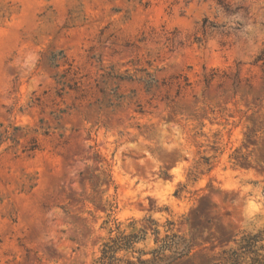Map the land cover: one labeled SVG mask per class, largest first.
I'll use <instances>...</instances> for the list:
<instances>
[{"label":"rangeland","instance_id":"rangeland-1","mask_svg":"<svg viewBox=\"0 0 264 264\" xmlns=\"http://www.w3.org/2000/svg\"><path fill=\"white\" fill-rule=\"evenodd\" d=\"M0 124V264L264 244V0H0Z\"/></svg>","mask_w":264,"mask_h":264},{"label":"trees","instance_id":"trees-1","mask_svg":"<svg viewBox=\"0 0 264 264\" xmlns=\"http://www.w3.org/2000/svg\"><path fill=\"white\" fill-rule=\"evenodd\" d=\"M22 127L10 126L0 124V149L2 145L6 142H11L12 144H18L20 139L16 137V130H20ZM38 148V143L36 140H31L27 146V150H35ZM261 234H246L239 241L236 247H231L223 251V259L216 260L213 264H264V244H261ZM116 242V239H113ZM113 245L106 243L103 248L102 264L107 263V257L110 253V249ZM107 264H112L108 262Z\"/></svg>","mask_w":264,"mask_h":264}]
</instances>
